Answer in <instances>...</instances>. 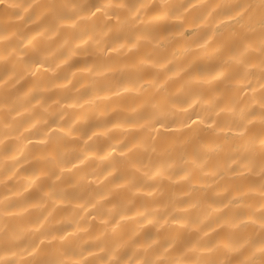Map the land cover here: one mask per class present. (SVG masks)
<instances>
[{"label": "clouds", "instance_id": "obj_1", "mask_svg": "<svg viewBox=\"0 0 264 264\" xmlns=\"http://www.w3.org/2000/svg\"><path fill=\"white\" fill-rule=\"evenodd\" d=\"M0 264H264V0H0Z\"/></svg>", "mask_w": 264, "mask_h": 264}]
</instances>
